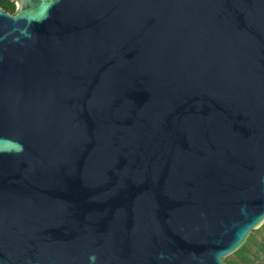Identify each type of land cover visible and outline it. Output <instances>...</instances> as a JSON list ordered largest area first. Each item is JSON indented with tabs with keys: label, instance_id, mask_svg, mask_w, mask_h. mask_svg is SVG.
I'll return each instance as SVG.
<instances>
[{
	"label": "water",
	"instance_id": "1",
	"mask_svg": "<svg viewBox=\"0 0 264 264\" xmlns=\"http://www.w3.org/2000/svg\"><path fill=\"white\" fill-rule=\"evenodd\" d=\"M0 7V264H229L264 223V0Z\"/></svg>",
	"mask_w": 264,
	"mask_h": 264
},
{
	"label": "trees",
	"instance_id": "2",
	"mask_svg": "<svg viewBox=\"0 0 264 264\" xmlns=\"http://www.w3.org/2000/svg\"><path fill=\"white\" fill-rule=\"evenodd\" d=\"M0 7L13 13L16 5L14 0H0ZM259 228L264 230V223ZM252 232L245 243L233 253L235 257L226 259L229 264H264V241H257ZM251 245L256 247V252H251Z\"/></svg>",
	"mask_w": 264,
	"mask_h": 264
},
{
	"label": "rangeland",
	"instance_id": "3",
	"mask_svg": "<svg viewBox=\"0 0 264 264\" xmlns=\"http://www.w3.org/2000/svg\"><path fill=\"white\" fill-rule=\"evenodd\" d=\"M252 233L254 234L255 239L257 241H264V230H262L261 228H258L256 230H254ZM250 248H251V252H256V247L254 245H251ZM234 257H235V255L231 254V255L227 256L225 259L234 258Z\"/></svg>",
	"mask_w": 264,
	"mask_h": 264
}]
</instances>
